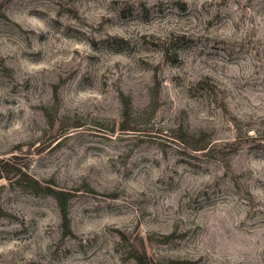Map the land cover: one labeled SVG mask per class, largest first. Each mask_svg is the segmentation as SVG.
<instances>
[{
  "label": "rangeland",
  "instance_id": "374dc122",
  "mask_svg": "<svg viewBox=\"0 0 264 264\" xmlns=\"http://www.w3.org/2000/svg\"><path fill=\"white\" fill-rule=\"evenodd\" d=\"M0 264H264V0H0Z\"/></svg>",
  "mask_w": 264,
  "mask_h": 264
},
{
  "label": "trees",
  "instance_id": "16d2710c",
  "mask_svg": "<svg viewBox=\"0 0 264 264\" xmlns=\"http://www.w3.org/2000/svg\"><path fill=\"white\" fill-rule=\"evenodd\" d=\"M62 211H64V207H62ZM63 216L66 217V214L64 212H63Z\"/></svg>",
  "mask_w": 264,
  "mask_h": 264
}]
</instances>
